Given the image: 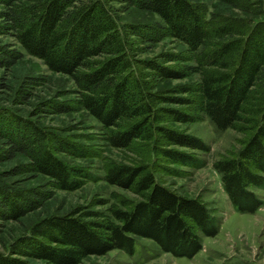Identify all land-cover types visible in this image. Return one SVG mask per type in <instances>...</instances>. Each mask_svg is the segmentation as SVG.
Listing matches in <instances>:
<instances>
[{
  "label": "trees",
  "instance_id": "1",
  "mask_svg": "<svg viewBox=\"0 0 264 264\" xmlns=\"http://www.w3.org/2000/svg\"><path fill=\"white\" fill-rule=\"evenodd\" d=\"M114 1L154 13L160 20L120 24ZM217 2V10L211 12L204 0H0V35H11L48 70L69 76L77 87L80 106L102 123L106 140L114 147L153 141L158 157L201 168L202 158L176 146L206 151L205 141L162 121L187 123L207 117L218 131H243L240 123L247 119L254 124L252 134L238 153L216 160L213 168L233 208L255 213L264 205L255 192L264 189V20L253 22L228 13L239 9L262 15L264 0ZM132 36L153 41L176 38L188 47L189 55L167 54L164 60L181 61L182 67L156 59L147 63L149 74L163 79L197 75V82L171 90L189 96L165 94L157 86H147L146 95L137 78L125 76L131 67ZM8 47L7 42L0 43V89L9 88L21 73L17 61L22 53ZM29 78L24 76L18 85L21 99L28 97L24 87L31 84ZM173 105L187 107V111ZM0 139L5 178L41 174L57 189L75 190L81 178L89 177L55 154L56 149L82 153L79 146L3 109ZM163 169L179 175L176 168ZM104 179L132 190L141 200L129 208L112 207L109 216L74 209L46 213L29 226L8 228L9 241L6 253H0V264H79L90 255L114 249L133 256L140 250L137 237L153 240L175 257L193 258L203 248V236L219 232L220 218L202 199L181 195L157 182L148 164H110ZM50 198L37 187L0 178V233L7 228L3 223L24 224L22 220L43 209Z\"/></svg>",
  "mask_w": 264,
  "mask_h": 264
},
{
  "label": "rangeland",
  "instance_id": "2",
  "mask_svg": "<svg viewBox=\"0 0 264 264\" xmlns=\"http://www.w3.org/2000/svg\"><path fill=\"white\" fill-rule=\"evenodd\" d=\"M204 1L211 12L217 10V0ZM112 5L120 24H147L160 20L156 14L128 4L114 1ZM228 14L232 17H246L253 22L264 20V14L253 15L239 9ZM131 40L133 44L128 50L131 67L125 76L131 80L137 78L143 86L144 94L147 95L149 91L147 86H157L165 94L190 95L171 90L176 86L197 82V75L183 79H163L149 74L151 69L147 63L148 60L156 59L167 66L182 67L181 61L164 62L168 58L167 54H190L182 41L170 37L153 41L134 36ZM6 42L9 49L22 53V58L17 61L21 73L9 84V88L0 89V109L37 125L45 133L55 135L68 144L79 146L82 153L56 149L55 154L66 164L82 168L89 177L81 178V186L75 190H61L41 174L26 173L17 179L5 178L0 166V178L3 180L15 182L19 186L37 187L51 195L43 209L30 212L22 220L24 224L12 221L3 223L7 228L0 233V253H6L8 228L12 230L13 226H29L43 214L78 209L80 212L99 211L109 216L112 207H131L142 197L130 189L105 181L106 168L110 164L145 163L154 172L157 182L181 195L202 199L221 220L218 234L214 237L203 236V248L193 258L175 257L163 252L153 240L137 237L140 250L133 256L114 249L103 255H90L79 264H264V205L255 213L237 212L223 189L219 173L213 168L216 160L238 153L252 134L254 124L246 119L240 123L243 131L231 128L218 131L207 117L187 123L164 119L162 125L177 128L205 141L209 147L206 151L176 146L202 158L205 164L201 168L170 163L158 157L153 150V141L136 140L129 147H114L106 140L107 131L102 123L80 106L77 87L69 76L48 70L39 58L27 54L14 37L7 33L1 34L0 43ZM24 76L30 77L31 84L24 87L28 97L21 99L17 92ZM151 90L155 92L156 89ZM173 106L187 111V107ZM163 166L176 168L179 175L168 173ZM255 192L264 199V189L257 188Z\"/></svg>",
  "mask_w": 264,
  "mask_h": 264
}]
</instances>
